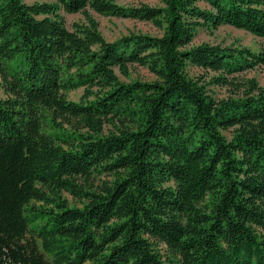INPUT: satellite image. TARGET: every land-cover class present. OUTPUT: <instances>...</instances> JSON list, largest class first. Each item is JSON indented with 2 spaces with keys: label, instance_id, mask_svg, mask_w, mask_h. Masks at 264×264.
Instances as JSON below:
<instances>
[{
  "label": "trees",
  "instance_id": "trees-1",
  "mask_svg": "<svg viewBox=\"0 0 264 264\" xmlns=\"http://www.w3.org/2000/svg\"><path fill=\"white\" fill-rule=\"evenodd\" d=\"M225 25L264 44V0H0V264H264V48L193 45Z\"/></svg>",
  "mask_w": 264,
  "mask_h": 264
},
{
  "label": "rangeland",
  "instance_id": "rangeland-1",
  "mask_svg": "<svg viewBox=\"0 0 264 264\" xmlns=\"http://www.w3.org/2000/svg\"><path fill=\"white\" fill-rule=\"evenodd\" d=\"M27 4L34 2H53L54 0H23ZM121 5H139L146 3L150 5L158 4V0H118ZM93 18L98 22L99 31L103 37L108 41H115L123 36H127L130 33H148L152 35H158L159 31L149 23L140 22L131 19H122L116 17H106L98 15L94 12H90ZM65 18V22L68 28H72L74 23H82L85 21L81 14H65L62 13ZM202 43H210L214 45L233 46V47H247L254 52H262L264 48L263 41L248 33L246 31L236 29L231 26H221L217 30L210 32L204 28L197 30L193 45H199ZM191 75L200 74L201 70L197 68H189ZM243 78H255L261 86H264V67H257L251 71L240 75ZM132 79H139L143 81H153L154 76L143 67L132 68ZM214 94L217 97H225L228 95L226 88L212 87ZM83 94V89H77L69 92L68 97L73 101H79ZM4 93L0 88V97H4ZM70 202L74 201L71 197L67 196ZM162 253L166 252V249L162 246L159 247Z\"/></svg>",
  "mask_w": 264,
  "mask_h": 264
}]
</instances>
